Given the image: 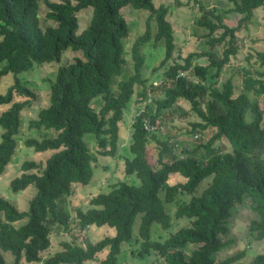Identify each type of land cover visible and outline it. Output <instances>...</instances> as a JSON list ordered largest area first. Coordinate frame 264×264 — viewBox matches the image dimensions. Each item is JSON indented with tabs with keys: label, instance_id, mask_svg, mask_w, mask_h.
Returning <instances> with one entry per match:
<instances>
[{
	"label": "trees",
	"instance_id": "trees-1",
	"mask_svg": "<svg viewBox=\"0 0 264 264\" xmlns=\"http://www.w3.org/2000/svg\"><path fill=\"white\" fill-rule=\"evenodd\" d=\"M43 1L44 19L51 23L41 26L38 0H0V77L12 74V82L0 92V173L16 145L15 135L22 121L20 110L36 97V91L17 73L30 68L33 62H57L67 48L79 51L80 56L57 65L49 83L47 104L27 120L28 127L52 129L54 134L43 132L39 138L23 139L24 145L34 151L50 152L43 160L23 159L19 172L8 181L13 191L28 184L35 187L26 209H18L0 195V264H83L89 260L95 264H129L118 256L121 242L129 241L134 234L136 255L145 257L153 251L156 264H246L241 260L243 249L215 258V253L230 242L224 234L231 207L244 196L249 197L255 212L247 223V234L261 242L251 264H264V51H256L252 60L247 53L235 94L231 75L219 84L216 79L206 82L209 77H217L236 53L235 31L248 22L253 9L264 0H229L232 6L223 10L198 4L201 13L194 23L206 28L203 46L178 54L168 63L175 49L172 25L166 18L171 7L168 4L154 5L152 0ZM127 5L147 10L145 28L129 47L131 72L115 80L125 62L122 38L129 25L121 11ZM86 7H90L87 22L77 32V11ZM228 11L239 15L234 25L222 20ZM150 37L161 40L164 47L156 68L166 66L159 82L146 88L140 47ZM203 56L204 63L198 61ZM134 84L141 86L138 95L148 100L132 117L128 143L131 156L123 159L122 169L133 173L138 182L113 183L91 195L86 208L74 207L71 217L61 199L72 192L74 183L86 184L92 176L94 154L83 135L90 133L95 139V153L114 155L118 124ZM96 98L99 103L95 108L92 100ZM179 98L187 100L199 118L189 122L186 132L198 134L195 130L206 127L213 128V132L206 141L190 148L180 147L179 153H173L172 145L156 138V133L145 129L143 123L148 120L154 124L159 111L171 108ZM246 111L249 120L245 119ZM221 138L227 140L229 150L212 146ZM151 140L156 143L153 165L146 159V145ZM198 148H203L206 156L196 155ZM170 173L184 180L170 182ZM183 193L188 198H182ZM165 203L174 205V220L185 217L188 223L159 240L150 236V228L153 222L162 229L171 225ZM137 214L139 220L132 233ZM85 224L107 225L114 231L84 245L63 239L50 253L52 231L59 226L62 230H80ZM188 243L196 245L185 256L182 247ZM2 250L12 254L10 262L4 259Z\"/></svg>",
	"mask_w": 264,
	"mask_h": 264
},
{
	"label": "rangeland",
	"instance_id": "rangeland-1",
	"mask_svg": "<svg viewBox=\"0 0 264 264\" xmlns=\"http://www.w3.org/2000/svg\"><path fill=\"white\" fill-rule=\"evenodd\" d=\"M39 1L38 15L40 18L41 26H44L51 21L44 19V12L46 6L43 0ZM154 5L164 3L170 5L169 13L166 18L172 25L173 41L175 43V49L172 52V57L167 61L170 62L174 58H177L178 54L184 55L187 51L192 49H200L203 46L204 33L206 28L196 25L194 19L200 15L198 4H202L207 7L214 6L217 9L223 10L230 6L232 3L229 0H152ZM90 7H86L77 11L78 16V29L77 32L86 24L89 16ZM128 21L127 35L122 38L124 53L123 57L125 62L123 63V70L119 76L115 77V80L127 75L131 72V58L129 53V47L134 38L142 33L145 28V16L147 10L143 8H132L131 6H125L121 11ZM239 15L236 12L228 11L224 14L223 22L227 25H234ZM154 32L153 21L151 20V35ZM235 43L237 45V51L235 54L229 57L227 63L223 66L217 77L207 78L206 82L209 83L216 79V83L219 84L227 76L231 75L232 82L234 84V94L240 87V67L246 65V55L249 53L252 60L255 57L256 51H264V3L255 9H253L252 15L248 22L238 28L235 31ZM163 42L161 40L153 41L152 37L149 38L141 47L140 51L143 54V64L141 67L142 76L145 77L146 88L151 85H155L162 77L163 66H157L159 59L163 55ZM80 56L79 51L65 49L60 57L59 61L51 60L41 63L33 62L32 66L26 70H22L17 73V76L22 80L24 84L31 87L36 91V97L31 99L30 102L23 106L20 110V116L22 118L20 128L15 135L16 145L11 155L10 160L4 167V170L0 173V195L14 203L18 209H26L27 202L30 196L34 193L35 187L33 184H28L25 188L13 191L8 185V181L11 177L19 172V164L23 159H35L43 160L50 152L34 151L32 147L25 146L23 139L26 136L40 137L45 132L47 135L54 134L52 129L35 130L32 127L27 126V120L35 116L39 107L45 106L48 102L49 83L54 78V74L58 64L72 61L74 56ZM198 61L204 63L205 58L200 57ZM115 80L112 83L114 86ZM12 82V74L10 72L5 73L0 77V92H3L6 85ZM133 93L127 107L123 109L122 117L119 121L118 129V146L114 155H100L95 153V139L91 137L90 133H85L83 138L86 140L89 150L94 154L92 176L86 184L74 183L72 192L61 199L60 203L67 213L72 217L74 214V207L86 208L88 206V198L94 195L98 191L108 189L113 183L124 181L127 183H137L138 179L133 173H125L122 169L123 159L130 157L131 153L128 149V143L130 141L131 120L133 115L144 105V102L148 98H142L138 95L140 90L139 84H134ZM156 93L157 91H152ZM153 94V93H152ZM160 96V93L157 95ZM20 98L19 96H17ZM203 98H206L204 95ZM262 97L258 98L261 100ZM99 99H93L92 105L97 107ZM150 110L153 111L152 103L150 104ZM245 119H250L249 111L245 112ZM196 113L190 108V104L187 100L179 98L171 108L161 109L157 116L154 127L152 130L156 133V138L164 139L168 144L172 145V152L179 153L180 147L190 148L193 144L201 141L204 142L208 139L213 132V128L206 127L202 131L198 132L197 137H192L191 133L186 132L189 128V122L192 120H198ZM1 131V127H0ZM155 141L151 140L146 145V159L153 165L156 159ZM212 146L218 150L226 151L230 149V145L225 138L214 140ZM207 152L203 148L196 150V155L204 157ZM184 178L176 173H170L169 181H183ZM209 180V176L205 177L198 185L197 191ZM162 193V192H160ZM182 198H188L187 194H182ZM252 202L249 197L244 196L240 202L235 203L230 210L229 216L226 218V224L228 230L224 234V238L230 240L227 246L215 253V258H221L224 255L230 254L235 250L243 249L244 255L241 260L246 264H251L252 256L261 249V242L252 238L247 234V223L250 218L255 216V212L251 207ZM165 208L171 214V225L162 229L159 224L153 222L150 228V236L155 239L162 240L176 228L188 223L185 217H180L179 220H174L172 211L174 205L165 203ZM139 220V214L134 218L132 224V233L136 229V225ZM113 228L107 225L93 226L88 225L82 229H68L62 230L59 226L58 230L50 233V253L59 247V241L63 239H74L76 242L84 245L89 241H95L103 235L113 234ZM135 235V234H134ZM134 235L129 241L121 242V251L118 259L120 261H126L129 264H156L154 262L155 254L151 251L145 257H139L136 255L137 242L134 240ZM195 243H188L182 250L184 255L187 256L189 250L195 247ZM3 257L6 261L12 260V254L8 250H2ZM102 256V254H100ZM41 264V263H36ZM83 264H95V261L89 260Z\"/></svg>",
	"mask_w": 264,
	"mask_h": 264
},
{
	"label": "built area",
	"instance_id": "built-area-1",
	"mask_svg": "<svg viewBox=\"0 0 264 264\" xmlns=\"http://www.w3.org/2000/svg\"><path fill=\"white\" fill-rule=\"evenodd\" d=\"M143 127L145 128V129H147V130H152V128L154 127V125L153 124H151V123H149L148 122V120L146 121H144V123H143ZM198 136V134L197 133H193L192 134V137H197ZM88 226V224H85L84 226H83V228H86Z\"/></svg>",
	"mask_w": 264,
	"mask_h": 264
}]
</instances>
